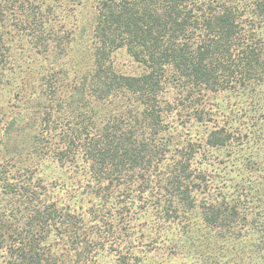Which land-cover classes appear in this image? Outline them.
I'll use <instances>...</instances> for the list:
<instances>
[{
    "label": "trees",
    "instance_id": "obj_1",
    "mask_svg": "<svg viewBox=\"0 0 264 264\" xmlns=\"http://www.w3.org/2000/svg\"><path fill=\"white\" fill-rule=\"evenodd\" d=\"M243 1L264 19V0ZM240 2L91 0L78 42L71 20L81 0L18 1L24 32L54 60L37 87L25 81L15 92L16 111L3 124L1 146L21 178L1 173L10 199L0 214V264H96L103 242H115L125 228L124 213L107 204L120 187L150 192L164 222L198 209L212 228L245 227L247 204L214 195L195 162L201 148L232 140L210 124L207 94L264 88L263 41ZM122 49L138 73L116 71L114 53ZM259 95L264 103V90ZM188 125L203 126L204 137L192 136ZM45 160L84 163L87 194L98 201L76 213L43 185L30 188V161ZM119 252L115 264H129Z\"/></svg>",
    "mask_w": 264,
    "mask_h": 264
},
{
    "label": "rangeland",
    "instance_id": "obj_2",
    "mask_svg": "<svg viewBox=\"0 0 264 264\" xmlns=\"http://www.w3.org/2000/svg\"><path fill=\"white\" fill-rule=\"evenodd\" d=\"M18 1L0 0V214L9 212L10 199L3 190L1 173L6 171L10 177L21 178L16 176L18 166H10L2 149L3 124L16 111L15 92L25 81L31 90L37 87L40 76L54 60L53 54L34 48L32 39L24 32L19 22L22 16L16 13ZM81 1L71 20L78 42L83 40L80 27L87 20L91 0ZM240 4L249 9L247 20L255 25L264 49V19L252 15L246 1ZM113 65L123 74H136L140 70L123 49L114 53ZM263 90L260 87L255 92L207 94L203 103L211 112L210 124L227 129L232 140L223 147L201 148L195 160L196 168L206 173L214 195L230 203L247 204L245 227H236L234 231L212 228L203 221L198 209L164 222L150 192L141 194L135 188L120 187L108 196L107 204L118 217L124 213L125 228L115 242H103L95 253L96 264H115L119 251L129 255V264H264V103L259 95ZM186 130L197 139L205 135L203 126L188 125ZM255 161L253 169L247 166ZM78 163L70 166L51 160L33 164L30 161L34 169L30 188L39 191V185H43L45 194L59 206L76 213L87 211L90 203L98 200L87 194V167L81 161ZM246 194L249 199L245 202ZM49 241L58 243L54 235Z\"/></svg>",
    "mask_w": 264,
    "mask_h": 264
}]
</instances>
